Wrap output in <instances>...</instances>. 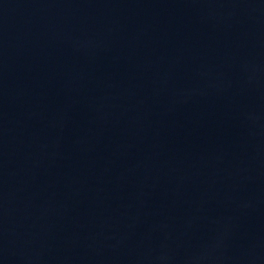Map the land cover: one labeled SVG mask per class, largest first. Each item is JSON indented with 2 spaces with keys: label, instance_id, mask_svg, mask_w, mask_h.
<instances>
[{
  "label": "water",
  "instance_id": "water-1",
  "mask_svg": "<svg viewBox=\"0 0 264 264\" xmlns=\"http://www.w3.org/2000/svg\"><path fill=\"white\" fill-rule=\"evenodd\" d=\"M0 264H264V0H0Z\"/></svg>",
  "mask_w": 264,
  "mask_h": 264
}]
</instances>
